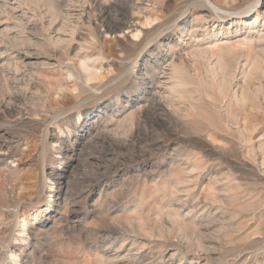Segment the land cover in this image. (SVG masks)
<instances>
[{"label": "rangeland", "instance_id": "rangeland-1", "mask_svg": "<svg viewBox=\"0 0 264 264\" xmlns=\"http://www.w3.org/2000/svg\"><path fill=\"white\" fill-rule=\"evenodd\" d=\"M0 145V264H264V0H0Z\"/></svg>", "mask_w": 264, "mask_h": 264}, {"label": "bare ground", "instance_id": "bare-ground-1", "mask_svg": "<svg viewBox=\"0 0 264 264\" xmlns=\"http://www.w3.org/2000/svg\"><path fill=\"white\" fill-rule=\"evenodd\" d=\"M256 1H257V0H256ZM256 3H257V2H256ZM133 4H134V3H133ZM3 5H4V4H3ZM214 9H215V8H214ZM128 14H129V13H128ZM132 16H133V15H132ZM133 17H134V16H133ZM133 17H132V18H133ZM135 18H136V17H135ZM145 18H146V17H145ZM156 18H157V17H156ZM136 19H137V18H136ZM147 19H148V17H147ZM132 20H133V19H132ZM134 20H135V19H134ZM154 20H155V19H154ZM156 20H157V19H156ZM149 21H150V20H149ZM128 22H129V21H128ZM130 22H131V21H130ZM132 22H133V21H132ZM144 22H145V21H144ZM140 23H141V21H140ZM142 24H143V23H142ZM148 24H149V23H148ZM124 25H125V23H124ZM122 26H123V24H122ZM138 26H139V25H138ZM118 27H119V26H118ZM132 27H136V25H134L133 23H131V24H130V23H126V26L124 27V29H129V28H132ZM116 30H117V29H116ZM120 30H121V29H120ZM120 30H119V31H120ZM112 32H113V31H112ZM132 33H133V32H132ZM24 42H25V41H24ZM28 43H29V42H28ZM26 44H27V42H26ZM26 44H24V45H26ZM28 48H29V45H28ZM25 52H26V51H25ZM197 54H198V53H197ZM197 54L195 53V56H196ZM52 56H53V55H52ZM178 56H179V55H178ZM186 57H187V56H186ZM22 58H23V57H22ZM172 58H173V57H172ZM175 58L177 59V56H175L174 59H171V60H175ZM17 59H18V58H17ZM187 59H188V58H187ZM179 60H180V59H179ZM218 60H219V59H218ZM21 61H22V60H21ZM177 61H178V59H177ZM182 61H183V60H182ZM185 61H186V60H185ZM185 61H184V62H185ZM170 62H171V61H170ZM170 62H169V65H170V67H171V72H172V71L174 72L177 63H176V62H172V63L170 64ZM178 62H179V61H178ZM180 62H181V60H180ZM193 62H194V61H193ZM232 62H233V61H232ZM232 62H230V63H232ZM20 63H21V62H20ZM182 63H183V62H182ZM182 63H180V64H182ZM221 63H222V62H221ZM17 64H19V63H17ZM183 64H184V63H183ZM185 64H186V63H185ZM232 64H233V63H232ZM28 65H29V64H28ZM28 65H27V66H28ZM30 66H31V65H30ZM186 66H187V65H186ZM223 66H224V65H223ZM226 66H227V65H226ZM226 66L224 67V71H223V73H224L226 70L229 69V68H227ZM179 67H180V65H179ZM229 67H231V66H229ZM24 68H25V67H24ZM182 68H183V67H182ZM230 69H231V68H230ZM182 70H183V69H182ZM184 71H186V70H184ZM231 71H232V70H231ZM173 72H172V73H173ZM186 72H187V71H186ZM186 72H183V73H186ZM221 72H222V71H221ZM227 72H228V71H227ZM227 72H226V73H227ZM16 73H17V72H16ZM172 73L170 74V75H171V79L174 78ZM226 75H227V74H226ZM228 75H230V74H228ZM8 76H9V75H8ZM223 77H225V76L223 75ZM226 77H227V76H226ZM175 78H176V77H175ZM176 80H177V79H176ZM178 80H179V78H178ZM179 82H180V81H179ZM159 84H160V83H159ZM155 87H156V86H155ZM221 89H222V88H221ZM147 91H148V90H147ZM222 91H223V90H221L220 93H222ZM156 93H157V92H156ZM160 93H161V92H160ZM160 93H159V94H160ZM159 94H158V95H159ZM153 96H154V95H153ZM155 96H156V95H155ZM151 97H152V96H151ZM152 98H153V97H152ZM148 99H149V98H148ZM151 100H152V99H151ZM154 100H156V99L154 98ZM156 101H157V100H156ZM156 101H155V102H156ZM160 103H161V102H160ZM156 104H157V102H156ZM158 106H160V105L158 104ZM161 106H162V105H161ZM154 109H155V108H154ZM155 110H156V109H155ZM162 110H163V108H162ZM164 110H165V109H164ZM167 110H168V109H167ZM0 146H1V145H0ZM2 150H3V149H2ZM5 150H6V149H5ZM140 262H141V261H140Z\"/></svg>", "mask_w": 264, "mask_h": 264}]
</instances>
